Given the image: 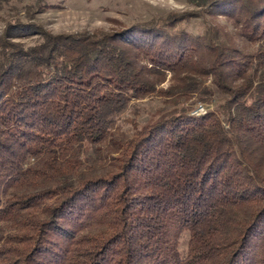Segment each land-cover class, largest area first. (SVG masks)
<instances>
[{"label":"trees","instance_id":"16d2710c","mask_svg":"<svg viewBox=\"0 0 264 264\" xmlns=\"http://www.w3.org/2000/svg\"><path fill=\"white\" fill-rule=\"evenodd\" d=\"M194 3L195 12L126 26L124 38L72 37L79 46L44 50L27 68L31 57L0 58L4 264H72L74 250L79 264H133L137 253L147 259L135 264H264V0ZM218 15L233 30L218 27ZM191 19L203 29L176 25ZM243 36L254 51L236 46ZM167 73L176 81L164 95L206 101L218 92L216 106L196 115L173 104L119 130L129 102ZM131 171L138 176L119 189L115 180Z\"/></svg>","mask_w":264,"mask_h":264},{"label":"rangeland","instance_id":"374dc122","mask_svg":"<svg viewBox=\"0 0 264 264\" xmlns=\"http://www.w3.org/2000/svg\"><path fill=\"white\" fill-rule=\"evenodd\" d=\"M194 1L196 0H0V58L5 60L6 63H18L22 60L28 62L30 61L27 60L28 57H31L33 60L31 59L32 61L25 64L27 68L36 61L34 58L37 54L41 53L43 55L44 50L47 52L51 49H57L58 46L62 47V44L65 45L66 43L70 47L79 46L80 40H72V37H82L84 39L96 37V39H100L101 36L117 33L118 37L124 38L133 33H121L120 31L131 24L152 25L161 23L162 20H170L175 15L186 11L195 12L197 6H195ZM218 16L215 17V23L218 27L233 30V27L229 24L230 22L228 23L223 15ZM176 25L178 27L185 26L193 32H199L203 29L201 19H191L190 22L181 21ZM234 42H237L236 46L244 51H254L256 49V43L247 40L244 36ZM119 46L128 48L126 47L128 45L124 43L119 44ZM27 48L29 50L24 51ZM130 53L129 59L136 56L133 50ZM138 58L136 56L134 60L137 61ZM40 62L41 64L46 63L45 59H41ZM26 68H22V71L24 72ZM10 70L15 72L17 68L12 67ZM148 76L150 77L149 74H147ZM195 76L204 77L203 85L213 86L211 84L212 75L197 74ZM175 81L176 76L167 73L162 81H156V87L158 88L156 91L134 99V102L131 100L120 114L118 124L121 123V127L119 130H128L130 126L128 120H136L138 126L151 122L156 119L160 109L162 110L166 106L171 107L173 104L178 107H191V113L199 115L213 109L220 98L218 92H215L206 101L198 99L196 93L186 99L175 95H164L162 90ZM113 154L115 155L117 152L115 151ZM139 159L140 155L137 156V165L140 163ZM136 176H138V173L135 171L127 172L126 177L116 179L115 183L120 184V189L125 185L127 178L131 179ZM101 188L102 186L97 184L94 187L92 186L89 191L92 192V196L97 197ZM114 188L118 190L117 187ZM116 204L119 205L113 202L111 206L116 207ZM88 206L89 204H86L85 208ZM110 216L111 214H105L104 217H100L94 225L96 229L103 230L106 226L103 220H109ZM4 233L13 234L14 230L8 229ZM94 233H96V230L84 231L81 240L87 238L85 243L89 245V240L94 236ZM188 237V232L185 231L178 242V249L182 252L187 251ZM2 242L3 240L0 239V246ZM117 243L120 244L118 241ZM74 247L75 245H73ZM74 252L75 250L71 254L72 264H79L83 257L75 255ZM110 252L111 250L108 249L106 254ZM3 255V253H0V264H4L1 261ZM38 256L41 255L37 254ZM146 259L145 254H141V257H139L137 253L132 262L135 264L140 260L141 263H145L144 260ZM44 263L51 264L49 261Z\"/></svg>","mask_w":264,"mask_h":264}]
</instances>
